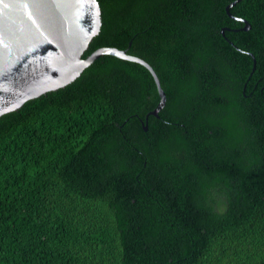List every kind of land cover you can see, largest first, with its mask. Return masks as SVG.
<instances>
[{"label":"trees","instance_id":"16d2710c","mask_svg":"<svg viewBox=\"0 0 264 264\" xmlns=\"http://www.w3.org/2000/svg\"><path fill=\"white\" fill-rule=\"evenodd\" d=\"M97 1L166 105L105 55L3 115L0 264H264V0Z\"/></svg>","mask_w":264,"mask_h":264},{"label":"water","instance_id":"95a60500","mask_svg":"<svg viewBox=\"0 0 264 264\" xmlns=\"http://www.w3.org/2000/svg\"><path fill=\"white\" fill-rule=\"evenodd\" d=\"M241 1L229 4L227 13ZM247 26L244 30L251 28ZM101 27L102 10L97 0H0V118L30 100L65 88L105 55L149 70L160 101L147 118H159L167 96L149 63L112 47L83 57Z\"/></svg>","mask_w":264,"mask_h":264}]
</instances>
